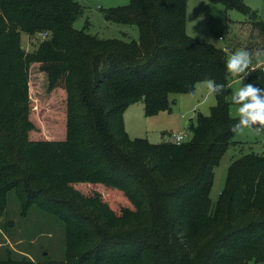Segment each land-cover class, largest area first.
<instances>
[{
	"label": "trees",
	"instance_id": "trees-1",
	"mask_svg": "<svg viewBox=\"0 0 264 264\" xmlns=\"http://www.w3.org/2000/svg\"><path fill=\"white\" fill-rule=\"evenodd\" d=\"M209 1L264 33L243 0ZM186 9L187 0H129L102 13L135 25L137 38H100L74 27L78 0H0V216L13 191L20 216L35 206L61 221L64 258L51 264H264V154L234 158L214 204L209 196L239 119L229 115L225 90L179 143L130 137L124 126L135 102L150 116L170 111L169 94L198 81L226 89L225 49L187 34ZM22 33L32 48L21 45ZM32 63L59 97L48 131L31 107ZM247 72L264 87L261 66ZM84 185L118 192L122 205ZM5 254L0 264H35L11 247Z\"/></svg>",
	"mask_w": 264,
	"mask_h": 264
},
{
	"label": "rangeland",
	"instance_id": "rangeland-1",
	"mask_svg": "<svg viewBox=\"0 0 264 264\" xmlns=\"http://www.w3.org/2000/svg\"><path fill=\"white\" fill-rule=\"evenodd\" d=\"M128 1L78 0L83 6V10L73 21V25L77 29L84 28L88 33L100 38H126L128 36L137 38L138 29L135 25H123L106 20L102 13L103 9L124 5ZM243 1L256 11L259 19L264 21V0ZM186 32L199 40L224 48L227 58L233 51L241 48H246L252 53L257 48H263L264 33L257 24L249 20L248 16L235 9L226 10L221 4L213 3L209 0H187ZM20 43L26 49L32 48V44L24 33L20 36ZM257 66H264V56L256 57L253 55L248 69H253ZM238 75L234 76L229 73L225 89V97L229 102V115L233 117L239 116L238 106L231 100L233 92L240 84ZM205 81L196 82L190 92H172L169 94L170 99L172 96L178 97L176 99L178 102L171 104L169 113L173 112L179 115V112H181L185 115L177 126H180L181 130L185 132L186 140L191 135L188 129L190 121L195 120L198 112L208 114L209 107L215 103V97L209 95ZM249 82L254 84L253 79L246 75L242 83ZM46 83L45 74L39 71L36 63H32L29 68L31 107L35 115L41 120L43 129L48 131L53 126L46 118L50 111L59 109V97L58 94L52 95L46 91ZM133 105H137L139 111L133 110L129 114L123 115V120L129 126L130 132L132 133L134 130L131 125H135L137 121L142 124V133L145 132V129L151 130L149 131V138H147L150 142L155 143L167 139V135L162 134L161 129L152 130V125L146 122L147 115L144 113L143 103L139 101ZM232 141L234 142L221 155L218 164L213 170V182L209 191L213 204L223 188L225 170L234 158L249 151L264 154L262 135L256 134L251 129L242 128L237 130ZM80 188L88 194L93 191H99L115 209L122 205V197L118 192L89 185H84ZM9 220L11 224L8 223ZM6 246L11 247L15 254H23L31 258L35 261V264H51L50 260H61L64 258L63 224L55 216L47 214L35 206H31L25 216H20L16 196L13 191H9L4 215L0 216V258L5 257Z\"/></svg>",
	"mask_w": 264,
	"mask_h": 264
},
{
	"label": "clouds",
	"instance_id": "clouds-1",
	"mask_svg": "<svg viewBox=\"0 0 264 264\" xmlns=\"http://www.w3.org/2000/svg\"><path fill=\"white\" fill-rule=\"evenodd\" d=\"M253 55L264 56V48H257L254 53L246 48L238 49L233 51L226 61V68L232 75L240 74L238 75L239 87L231 96L232 102L238 106L239 113V119L233 125V129L248 128L258 135H264V87L251 82L242 83L248 74L247 69L252 62ZM204 83L210 96L220 94L225 90L223 83L212 78H208Z\"/></svg>",
	"mask_w": 264,
	"mask_h": 264
},
{
	"label": "crops",
	"instance_id": "crops-1",
	"mask_svg": "<svg viewBox=\"0 0 264 264\" xmlns=\"http://www.w3.org/2000/svg\"><path fill=\"white\" fill-rule=\"evenodd\" d=\"M178 97H173L171 98V100H173L172 103H175V102H178ZM136 103V102H135ZM133 103V104H135ZM133 104H130L126 107V109L124 110V113L123 115L125 116L126 114H129L130 112H132L133 110H136V111H139V107H137V105H133ZM134 106V107H132ZM136 106V107H135ZM135 108V109H133ZM179 116V117H177ZM184 114L179 112V115L177 113H169V111L167 110H161L153 115H150V116H146L147 120L146 122L150 125H152V130H158V129H161V133L163 134L164 132L166 133L165 135H167V138H168V133H170L171 131H181V128L180 126H177L179 125V121L180 120H183L184 119ZM124 126L129 134V136L131 137H138V136H143V137H146V138H149V129H145V132L142 133L141 132V126L142 124L140 122H137L136 121V124L135 125H131V127L134 129L133 132L131 133L130 131V128L129 126L127 125V123L125 122L124 120ZM185 133V132H183ZM164 135V136H165Z\"/></svg>",
	"mask_w": 264,
	"mask_h": 264
},
{
	"label": "built area",
	"instance_id": "built-area-1",
	"mask_svg": "<svg viewBox=\"0 0 264 264\" xmlns=\"http://www.w3.org/2000/svg\"><path fill=\"white\" fill-rule=\"evenodd\" d=\"M46 32L41 33V36H45ZM219 38H221V36H219ZM262 70H264V66H262ZM168 138L174 142H181L183 140H185V134L181 131H171L168 134Z\"/></svg>",
	"mask_w": 264,
	"mask_h": 264
},
{
	"label": "water",
	"instance_id": "water-1",
	"mask_svg": "<svg viewBox=\"0 0 264 264\" xmlns=\"http://www.w3.org/2000/svg\"><path fill=\"white\" fill-rule=\"evenodd\" d=\"M254 84H256V85H257V83H254Z\"/></svg>",
	"mask_w": 264,
	"mask_h": 264
}]
</instances>
